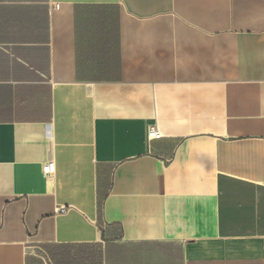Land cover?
<instances>
[{"label":"crops","instance_id":"1","mask_svg":"<svg viewBox=\"0 0 264 264\" xmlns=\"http://www.w3.org/2000/svg\"><path fill=\"white\" fill-rule=\"evenodd\" d=\"M97 250L264 264V0H0V264Z\"/></svg>","mask_w":264,"mask_h":264},{"label":"built area","instance_id":"2","mask_svg":"<svg viewBox=\"0 0 264 264\" xmlns=\"http://www.w3.org/2000/svg\"><path fill=\"white\" fill-rule=\"evenodd\" d=\"M161 133L159 132V130L156 128V126H152L151 127V131L149 133V137L150 138H157L160 137ZM44 173L48 176L53 175L56 171V163L53 160H49L46 162V164L44 165ZM61 211H64L65 208H60Z\"/></svg>","mask_w":264,"mask_h":264},{"label":"trees","instance_id":"3","mask_svg":"<svg viewBox=\"0 0 264 264\" xmlns=\"http://www.w3.org/2000/svg\"><path fill=\"white\" fill-rule=\"evenodd\" d=\"M60 249H63L64 250V248H62V247H60ZM94 257H95L94 258V262L96 264H102V257H100V251L99 250H97V253L94 254ZM65 258L67 259V261L66 260H64V261L68 264L70 258L69 257H65ZM89 258L90 257L88 255L87 256L86 255L85 256H82V263H84V264H90V259ZM70 263H72V262H70Z\"/></svg>","mask_w":264,"mask_h":264},{"label":"rangeland","instance_id":"4","mask_svg":"<svg viewBox=\"0 0 264 264\" xmlns=\"http://www.w3.org/2000/svg\"><path fill=\"white\" fill-rule=\"evenodd\" d=\"M41 258L42 257H45V254H42V253H37ZM45 261H46V258H45ZM46 264V263H45Z\"/></svg>","mask_w":264,"mask_h":264}]
</instances>
